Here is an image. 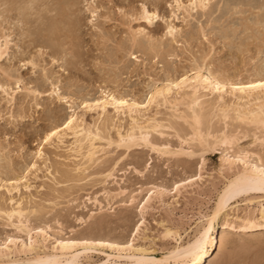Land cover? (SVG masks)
Wrapping results in <instances>:
<instances>
[{"label": "snow or ice", "instance_id": "snow-or-ice-1", "mask_svg": "<svg viewBox=\"0 0 264 264\" xmlns=\"http://www.w3.org/2000/svg\"><path fill=\"white\" fill-rule=\"evenodd\" d=\"M222 41L238 52L228 71L217 62ZM241 57L260 73L238 77ZM0 66V120L16 129L0 142L24 129L34 141L0 184V218L24 234L0 238V264H65L31 258L45 245L67 251V264H264V0H0ZM237 94L261 100L242 111ZM66 154L83 161L75 171L87 179L75 183L119 184L97 191L107 207L91 192L61 196L65 183L37 214L32 193L56 183L51 158ZM25 196L31 226L13 222ZM81 198L90 211L77 210ZM257 205L238 229L233 217ZM255 227L260 259H241L255 245L237 238Z\"/></svg>", "mask_w": 264, "mask_h": 264}, {"label": "rangeland", "instance_id": "rangeland-1", "mask_svg": "<svg viewBox=\"0 0 264 264\" xmlns=\"http://www.w3.org/2000/svg\"><path fill=\"white\" fill-rule=\"evenodd\" d=\"M215 2H220V0H215ZM223 2H228V0H223ZM241 22L240 21H235L236 26H240ZM222 31H228V27H226L224 24L220 25ZM240 40V37H237V41ZM247 41H245V45H247ZM253 53H258L259 48L258 46L253 43V47L251 49ZM216 56H217V62L221 66V68L224 71H228L232 68V63H235L238 52L236 48L230 46V45H225L223 41L221 42V45L217 48L216 50ZM236 75L238 77H242L244 79H249L251 76L258 75L260 73V65L257 64L255 66H252L250 64H245L243 57L240 58V64H239V69L235 70ZM92 77H89V81H91ZM133 87H135V83L133 82ZM230 103H232L231 100H229ZM209 121V122H208ZM217 121V122H216ZM213 122V120L209 117L207 119V124L212 125L215 123V126H220L222 124V119L216 120ZM8 127L3 120H0V133H3L5 135H14L16 132V129H11L9 132H5V128ZM206 131V130H205ZM24 132H26V129L22 130V134L18 137H16L15 140H12L11 143H3L0 142V184L3 183V177L4 176H12L16 172L19 171L21 166L24 163V160L21 158V156L18 154L19 153V147L21 145L27 146L30 143H33L34 141H31L30 136L25 135ZM174 147L178 146L177 143L173 144ZM79 146L76 148V152H79ZM31 149H28V153L30 154ZM87 152V150H85ZM86 154V153H85ZM215 157V159H213ZM52 164V172L53 175L57 171H59L60 176L57 178V181L55 184H51L50 187H48L47 191H45L42 195L37 197V194L35 192L32 193L33 199L31 200L32 206L36 208L37 214L40 213L41 208H40V203L41 201H46L48 198H53L55 199L57 197V186L63 187L65 183H67L69 186L67 188H64L63 191L60 193L61 196L68 195V196H73V195H79L82 197L83 194H87L88 192L92 193V199L97 200L99 199L102 203H105V207H107V202L103 199L102 196H97V191L99 193L103 194L105 191L107 192H117L119 191V184H113L112 182H109L107 185H105L103 182H100L99 184H85L83 186L75 183L78 178H84L87 179V177H84L83 175V170L81 173H76L75 169L77 167H81L83 169V161H81L80 164H77L67 158L63 160H57L55 156L51 158ZM209 161L210 165L215 164L218 166L219 164V157L216 153H211L209 154ZM91 171V169H88ZM62 171V172H61ZM209 171L211 172V166L209 167ZM75 172V174H74ZM98 175V174H96ZM37 183H44L43 177H41V180L38 181ZM131 187V185H129ZM7 193L0 192V209H3L5 207L4 203V196ZM12 199H16V195L14 194ZM198 199V197L193 196L192 200L195 202ZM17 203L20 204V200L17 199ZM30 201L27 196L23 198V203L20 207L21 211L24 213L23 217H14L13 222L16 223L17 225L23 224L25 226H31L33 220H34V214L29 206ZM80 204L84 205V208H78V211H85V210H91L90 207L85 203V201L81 198ZM8 210L12 209V206L9 204L7 205ZM40 210V211H37ZM98 210V206H97ZM249 215L255 216L258 218L259 216V206L254 208H244L243 206L240 209V214L239 216H234L233 219L235 220L236 224L241 223L242 220L247 218ZM46 216V213H45ZM242 218V219H241ZM228 217H221L218 218L217 224L215 227V234L220 233L222 230L225 231V223L228 221ZM231 224H229V230H231L230 227ZM247 235H241L237 239H245L250 241L253 245H255V252L249 256L244 253H241L240 258L241 259H254V260H259L260 259V251H259V243H260V237H261V231L259 230H252V231H246ZM5 235H14L16 238H23L24 234L20 232H16V229L12 227V224L7 222L5 219L0 218V238H2ZM53 235H58V233H53ZM33 238L35 239V233L33 232ZM20 259H26L29 256L24 255L23 253H18ZM55 255L58 256L57 259L68 261L69 257L67 255H61L59 251L53 252L51 249L50 245H45L43 248L40 249L38 255L40 256H47V255ZM60 254V255H59ZM35 254H30V256H34ZM98 256V254H96ZM63 256V257H62ZM66 256V257H65ZM156 257H160V253H156ZM108 257L106 256H100L98 259L97 264H99V260L102 259H107ZM124 260V264H133V261L128 258H121Z\"/></svg>", "mask_w": 264, "mask_h": 264}, {"label": "bare ground", "instance_id": "bare-ground-1", "mask_svg": "<svg viewBox=\"0 0 264 264\" xmlns=\"http://www.w3.org/2000/svg\"><path fill=\"white\" fill-rule=\"evenodd\" d=\"M0 67H2V66H0ZM261 100V97L259 96V95H255L254 96V98L253 99H251V100H249L248 99V97L247 96H244L243 94H237V100H236V104L237 105H239L240 106V108H241V110L242 111H246L249 107H252V108H256V106H257V103H258V101H260ZM230 103V102H229ZM233 115H235V112H233ZM209 122V121H208ZM217 122V121H216ZM206 130V129H205ZM79 151V150H78ZM86 154H87V152H85ZM85 154V155H86ZM81 165H83V163H81ZM81 168V167H80ZM62 172V171H61ZM81 173V172H80ZM74 174H75V172H74ZM75 182V181H74ZM57 198V197H56ZM12 210V209H11ZM19 211H21V209H18ZM37 211H40V210H37ZM22 212V211H21ZM17 217H19V216H17ZM21 218V217H20ZM242 219V218H241ZM245 219H247V218H245ZM249 223H251V221H249ZM216 224H217V222H216ZM216 227V226H215ZM230 227H232V225H230ZM237 227H238V229L239 228H243L244 227V225H243V220L241 221V223H239V224H237ZM215 230V229H214ZM252 230H259V231H261L260 230V228L259 227H255V228H248L246 231H252ZM222 233H224V231L222 230L220 233H218V234H216V238L217 239H219V236L222 234ZM61 255H67L69 258L68 259H71V257L67 254V251H65V252H63V253H61V252H59ZM59 254V255H60ZM17 255H19V254H17ZM30 255V254H29ZM62 256V257H63ZM66 257V256H65ZM106 257V256H105ZM29 258V257H28ZM28 258H26V259H28ZM31 258H33V259H38V258H45V259H55V260H57V261H60V259H57L58 258V256H55L54 254L53 255H47V256H45L44 255V257L43 256H40V255H38V254H35L34 256H32ZM157 258V257H156ZM65 264H67V262L65 261Z\"/></svg>", "mask_w": 264, "mask_h": 264}]
</instances>
